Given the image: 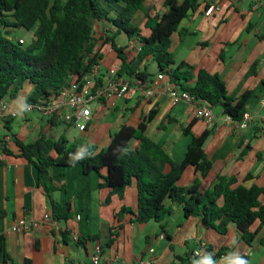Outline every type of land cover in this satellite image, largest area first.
Listing matches in <instances>:
<instances>
[{"label": "crops", "instance_id": "crops-1", "mask_svg": "<svg viewBox=\"0 0 264 264\" xmlns=\"http://www.w3.org/2000/svg\"><path fill=\"white\" fill-rule=\"evenodd\" d=\"M165 2L148 0L149 6L136 14L134 24L142 29L143 36L149 37L151 34L145 28L146 13L164 15L168 11ZM258 3L260 0H247L240 7H235L228 0H202L200 8L190 13L179 27V31L188 30L190 34L181 41L177 32L172 39V51L177 63L185 61L197 71L204 69L218 74L225 82L229 95L236 99L247 92L252 94L246 107L254 115L255 121L246 130L229 122L211 129L207 121L196 117L195 107L182 102L174 106L162 92L151 100L137 98L98 107L94 114L95 124L86 132L79 131L80 136L73 139L70 130L79 129L64 125V132L58 133L59 126L63 125L50 127L48 119L34 113H21L14 118L12 132L0 121V211L5 212L0 217V263H4L9 254L17 264H26L27 261L30 264H139L154 248L155 264H192L193 259L202 258H193V253L201 243H206L214 253H220L223 248L229 252L239 251L249 264H264V225L254 241L248 244L234 224L230 225L226 235H222L206 227L202 218H185L180 206H176L173 215L162 224L155 221L133 223L131 216H125L120 223L116 214L123 207L137 211L136 184L126 190L124 199L115 195L109 204H105L110 190L99 186L107 170H102L100 174H86L79 165L55 166L51 169V176L60 188L54 193V198L62 205L72 204L70 219L61 223L63 229L68 231L69 239L66 242L64 236L51 230L46 222L52 211L50 199L39 187L36 167L17 156L18 147L13 137L16 135L19 140L30 143L36 141L40 132L44 131L55 138L65 134L70 143H76L79 147L92 144L102 149L111 142L112 134L121 126L137 127L145 116L158 108L147 135L164 146L175 161L182 162L185 158L192 137L185 135L182 127L192 124L191 130L196 136L211 131L204 148L210 160L223 167L224 175L236 177L247 188L257 186L264 189V0L261 5ZM213 4L220 5V10L207 17L205 10ZM115 35L112 26L97 24L96 38L104 55L100 66L102 75L119 63L112 43L103 45L104 39L114 37L113 41L118 47L129 49L138 43L131 42L124 33ZM145 65L151 74H157L152 71L151 58L142 68ZM157 78H150L151 83ZM27 91L24 93L28 95ZM26 99L25 95H21L17 101H9L10 108L17 111L23 109ZM215 112L220 119L223 118L222 110L215 109ZM4 149L12 151L15 156L6 154ZM249 175L251 179L245 182ZM197 178L200 175L189 168L180 184L190 186ZM261 201L264 204V195ZM168 204L171 205L170 202ZM27 212L39 226H34L30 231H14V226L25 220ZM120 224L124 229L117 242L111 248L101 250V259L95 262V251L107 241L110 230ZM258 227L257 222L253 230ZM98 234L102 239L81 242ZM177 257L185 261H179ZM217 262L219 264V260Z\"/></svg>", "mask_w": 264, "mask_h": 264}, {"label": "trees", "instance_id": "trees-1", "mask_svg": "<svg viewBox=\"0 0 264 264\" xmlns=\"http://www.w3.org/2000/svg\"><path fill=\"white\" fill-rule=\"evenodd\" d=\"M201 1L166 0L168 11L164 15L146 13L145 28L151 34L145 37L142 29L134 24V18L149 6L148 0H0V101H17L28 89L30 95L26 104L37 103L57 96L73 78L77 83H84L104 60L100 41L96 38V26L100 24L112 26L116 35L124 33L131 42L138 41L142 45L138 56L132 58L131 52H126L129 48L118 47L114 37L104 39L103 45L112 43L118 54L122 66L120 78H137L151 83L152 77L167 76L173 85L239 122L252 94L247 92L239 99L230 96L218 74L204 69L197 71L185 61L177 63L172 51L175 33L179 32L181 41L190 34L188 30L179 31V27L190 13L200 8ZM17 30L32 32L33 36L26 44H21L19 38L13 36ZM149 58L158 66L157 74H151L147 65L142 68ZM104 76L98 79L100 84L104 82ZM9 110L13 111L10 107ZM157 113L158 108L153 109L137 127L121 126L102 149L92 144L79 147L70 143L65 134L55 138L41 131L37 140L30 143L13 135L18 147L17 156L26 159L38 171L39 187L51 202L52 220L66 223L72 204L62 205L54 198L60 188L51 176V169L79 165L86 174L107 170L99 186L110 190L105 204H109L115 195L124 199L126 190L136 184L137 211L123 207L116 214L120 223L125 216H131L133 223L155 221L162 224L173 215L175 207L180 206L185 218H202L206 227L222 235H226L230 225L234 224L242 239L251 244L264 225L261 201L264 189L247 188L236 177L224 175L223 167L210 160L204 148L211 131L196 136L192 133V124L182 127V132L192 139L183 161H175L164 146L147 135L149 124ZM13 120L12 117L3 120L9 132H12ZM47 124L73 127L56 118L48 119ZM4 152L15 156L8 149ZM78 153L83 154L82 158L75 159ZM189 168H193L200 178L183 187L180 181ZM250 179L251 175L245 182ZM4 215L5 212L0 211V217ZM257 222L259 227L253 230ZM123 229L122 224L112 228L101 250L111 248ZM59 232L67 242L68 231L62 229ZM100 239L102 236L98 234L79 241ZM228 252L225 248L220 250V254ZM177 260L185 261L182 257ZM0 264L17 263L7 254L4 263Z\"/></svg>", "mask_w": 264, "mask_h": 264}, {"label": "built area", "instance_id": "built-area-1", "mask_svg": "<svg viewBox=\"0 0 264 264\" xmlns=\"http://www.w3.org/2000/svg\"><path fill=\"white\" fill-rule=\"evenodd\" d=\"M235 7H240L247 0H228ZM263 0H260L258 5H261ZM220 10V5L213 4L205 10L207 17L213 15L215 11ZM21 44H26L24 38H20ZM142 50V45L137 43L129 49L131 57H136ZM121 64L118 63L110 68L105 74L104 82L99 83L98 79L102 77L100 67H95L92 73L84 79V83H77L76 79L70 82L69 86L63 89L57 96L49 100H41L37 103H27L23 109L17 111L9 110V100L3 99L0 101V121L7 117L16 118L21 113H35L46 119L56 118L58 121L65 122L79 129L81 132H86L95 121V111L98 107L106 105H115L117 101H128L133 99L151 100L156 94L162 92L172 105L179 103H187L196 109V117L207 121L209 128H214L216 125L226 122L236 124L240 129L246 130L255 121L254 115L246 111L242 120L237 122L229 115H223L220 119L215 112V109L193 97L189 92L183 91L173 85L167 76H158L152 83H145L137 78H120ZM264 121V119H263ZM46 222L50 225L51 230L61 231L63 227L60 222L53 221L49 215ZM38 227L39 224L32 220L31 215L27 212L26 218L22 223L14 226V231H30L33 227ZM198 251H202L201 255H196ZM212 253L213 257L221 260L226 254L214 253L208 248L206 243H201L199 248L193 253V258H201L204 254ZM101 249L95 251L94 261L99 262L101 259ZM156 251L154 248L149 250L147 258L139 261V264H155Z\"/></svg>", "mask_w": 264, "mask_h": 264}, {"label": "clouds", "instance_id": "clouds-1", "mask_svg": "<svg viewBox=\"0 0 264 264\" xmlns=\"http://www.w3.org/2000/svg\"><path fill=\"white\" fill-rule=\"evenodd\" d=\"M82 153H78L75 159L82 158ZM232 244H235V241L231 242ZM202 251H198L196 255H201ZM212 253H207L202 256L199 260H192V264H218L217 260H214ZM219 264H249V261L246 260L239 251H230L225 256L221 258L219 261Z\"/></svg>", "mask_w": 264, "mask_h": 264}, {"label": "rangeland", "instance_id": "rangeland-1", "mask_svg": "<svg viewBox=\"0 0 264 264\" xmlns=\"http://www.w3.org/2000/svg\"><path fill=\"white\" fill-rule=\"evenodd\" d=\"M136 20H138V19H136ZM13 36L15 37V38H19V37H23L26 41L28 40V39H30L32 36H33V33L32 32H27V31H25V30H17V31H15L14 32V34H13ZM176 56V55H175ZM115 66V65H114ZM114 66H112V67H114ZM112 67H110V68H112ZM158 67H157V65L153 62V69H152V71L153 72H157L158 70ZM28 92V91H27ZM22 95H25L26 96V98H28V96L30 95V91H29V93H28V95H27V93L25 94V93H22ZM35 114V113H34ZM95 124V121H94V123L92 124V126ZM91 126V127H92ZM64 128H65V126L63 125V126H59V130H58V133H61V132H64ZM70 136H71V139H73V137H79L80 136V134H79V130L77 131V130H75V129H72V130H70ZM98 148H101V147H99L98 146ZM181 185V184H180Z\"/></svg>", "mask_w": 264, "mask_h": 264}]
</instances>
